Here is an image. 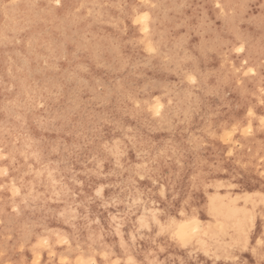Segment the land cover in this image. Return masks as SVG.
<instances>
[{"label":"bare ground","instance_id":"bare-ground-1","mask_svg":"<svg viewBox=\"0 0 264 264\" xmlns=\"http://www.w3.org/2000/svg\"><path fill=\"white\" fill-rule=\"evenodd\" d=\"M137 1L149 4L137 9ZM173 1L0 0L12 30L0 41V63H9L20 81L14 92L0 91V101L14 117V128L0 121L1 163L16 174V191L42 200L49 212L66 208L72 217L68 230L77 233L76 240L103 249L107 259L128 255L132 264H149L148 251L155 246L160 263L183 264L190 260L198 228L205 252L209 247V254L220 255L221 246L230 241L229 249L237 251L246 214L255 220L256 206L264 204L263 188H250L248 174L234 168L191 179L197 167L203 172L217 157L213 146L229 120L210 100L227 87L220 77H212L209 67L226 43L246 63L248 84L255 81L264 92V23L256 33H243L245 42L235 40L244 29H239L242 15L251 10L250 0H235L234 13L222 19L217 40L206 36L209 24L198 19L201 10L207 11V1L188 0L192 9L183 17L174 16ZM215 1L221 12L233 2ZM132 21L141 23L151 56L139 55L137 36L128 26ZM179 28L185 36H174ZM18 33L26 47L16 39ZM163 56L168 60L160 65ZM187 77L195 89L182 87ZM101 84L102 92L96 93L94 87ZM159 93L161 98L148 102ZM165 100L172 101L167 109ZM261 100L264 118V94ZM153 104L158 119L147 114ZM168 110L177 118L172 128ZM33 117L39 121L34 130L44 140L45 154L35 138H15L17 127ZM187 158L192 162L183 165ZM52 160L59 164L53 166ZM96 185L101 187L98 199L82 209L71 206L69 195ZM197 191L205 196L200 210L192 202ZM14 204L0 200L1 219ZM91 214L97 216L95 223ZM214 223L219 229H213ZM170 229L184 245L180 254L171 251L173 256L167 252L169 244L158 245ZM12 245L10 237L8 243L0 241V262L12 261Z\"/></svg>","mask_w":264,"mask_h":264},{"label":"rangeland","instance_id":"rangeland-1","mask_svg":"<svg viewBox=\"0 0 264 264\" xmlns=\"http://www.w3.org/2000/svg\"><path fill=\"white\" fill-rule=\"evenodd\" d=\"M201 1V0H200ZM207 1V11L201 10L198 13V19L203 20L209 24L208 32L206 36L218 37L221 35L216 34L220 29L222 19L226 16H231L236 8L235 0L231 2L227 10L221 12L220 5L215 0ZM177 4V14L183 17V14L191 11L192 5L188 0H174ZM136 8L141 9L147 6L149 2L144 4V1L136 3ZM248 4L251 6L249 14L242 15V21L239 23V29L241 30L238 37L235 40L245 42L247 40L246 35H251L257 32L260 24L264 23V0H250ZM150 5H154L151 3ZM178 24L181 21H178ZM198 21H192L196 23ZM200 23V22H198ZM137 36L139 47V55L143 58L152 55V52L148 50L146 33L141 28V23L131 22L130 25ZM245 30V31H244ZM12 32L8 25V20L0 6V41H4L6 36ZM185 36L183 30L179 28L174 36ZM4 38V39H3ZM16 39L22 43V46L26 47L28 42L26 39H19V33ZM196 38H191L189 41H194ZM0 42V43H1ZM179 49H185V46H179ZM235 49V48H234ZM228 47V44H222V48L218 50V54L212 61L209 71L213 78L220 77L225 82L227 88H222V92L213 93L210 95V100L214 102L215 109L219 113H224L229 118L225 131L217 137L216 143L213 146V152L217 157H214L209 167L203 172H199V167L194 170L191 179L195 181L198 175L218 174L221 175L227 172V169L234 168L238 172L248 174V185L250 188L253 186L262 187L263 190L259 193L264 198V118L261 116V97L264 92L261 87L254 81L248 84L246 71V63L239 53ZM168 58L163 56L159 59L160 65L166 63ZM20 86V81L14 74L10 64L5 61L0 63V91L3 89L6 93H12ZM182 87L186 89H195V82L185 78ZM96 93H101L103 90L102 84L94 87ZM1 93V92H0ZM159 96L149 97L148 102L156 101ZM157 95V94H156ZM163 96V95H162ZM3 101H0V121L4 123L8 128H14V117L12 111L4 107ZM165 109L172 105L171 100H165ZM133 109L138 107V104H132ZM155 104L149 105L147 108V114L151 119H158L159 114L155 113ZM216 110V111H217ZM193 109H189L186 114L190 115ZM30 113V110H29ZM168 119H170V128L176 125L177 118L169 110L166 111ZM36 118H31L26 125H20L17 127L15 138L27 139L35 138L40 150L43 154L48 152V149L44 145L43 138L38 137L35 134V126L38 124ZM209 122L206 121L207 125ZM157 136L154 135V138ZM4 149L0 148V200H5L9 205L14 201L7 213L5 219L0 218V241L1 243H8V237L13 240L12 245V261L0 262V264H132L128 255H122L118 258L107 259L105 257V251L101 248L93 247L90 244H81L77 238V233L68 230L72 226L71 214L66 211V208L57 207L51 212L48 211L46 204L42 200H32L29 195L23 194L22 191H16L14 189L17 181L16 174H13L11 168L3 165L1 160L4 158ZM209 154H213L208 151ZM205 155V153H202ZM192 161L187 158L182 161L183 165H188ZM53 166L59 164L58 160L51 161ZM218 171V173H214ZM3 170V172H2ZM26 170L30 171L29 164L26 165ZM163 174L167 175L168 170L164 169ZM13 178V179H12ZM63 182V181H61ZM62 185V184H61ZM17 192L15 195V191ZM14 193H13V192ZM101 187L96 185L94 187H86L81 191H77L69 195L72 207L83 208L88 206L86 204L98 199ZM197 200L192 199L195 208L202 209L205 207V196H202V191H197ZM13 194V195H12ZM27 196L24 200L23 197ZM24 201V202H23ZM26 201V202H25ZM172 204L175 207L179 206L177 200H172ZM24 209V210H23ZM257 217L255 220L250 219V215L247 213V218H244L245 223L244 233L240 235L235 242L236 250L230 248L232 241L224 243L220 249V255L216 252L209 254L208 248L206 252L203 250L204 246L201 244L203 241L201 228L193 231L194 236L197 237L191 246L189 253L190 260L184 261L183 264H264V233L262 227H264V204L258 203L256 206ZM92 216V222L97 221L96 215ZM177 216V215H176ZM23 229L21 239L17 236V224ZM75 226V225H74ZM213 229H219L218 223H214ZM80 231L81 226H75ZM170 228V227H169ZM171 229L162 237L163 239L158 242L160 244H169L167 246V252L180 254L184 249L183 243L172 235ZM58 239L52 243V238ZM195 237V238H196ZM199 239V240H198ZM3 240V241H2ZM114 239L108 241L109 245L114 248ZM157 245V243H153ZM225 245V246H224ZM226 245L229 251L226 250ZM65 252V254H62ZM149 264H162L159 262L161 259L157 253L155 246L152 250H149ZM33 259V260H32ZM238 261V262H237Z\"/></svg>","mask_w":264,"mask_h":264}]
</instances>
